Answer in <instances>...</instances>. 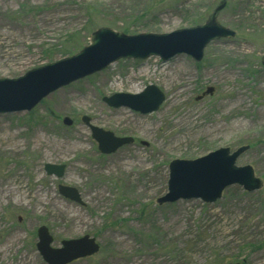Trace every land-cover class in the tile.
Segmentation results:
<instances>
[{"label": "rangeland", "instance_id": "obj_1", "mask_svg": "<svg viewBox=\"0 0 264 264\" xmlns=\"http://www.w3.org/2000/svg\"><path fill=\"white\" fill-rule=\"evenodd\" d=\"M221 3L215 19L235 35L210 43L200 62L120 59L30 112L0 114V264H46L36 249L41 226L53 248L96 239L99 252L71 264H264V0H0V80L73 56L98 29L169 34L204 25ZM147 86L164 96L155 112L102 101ZM83 117L132 143L100 154ZM245 146L236 165L254 170L258 191L234 185L211 204H157L171 161ZM45 164L63 165V177ZM60 185L83 204L61 196Z\"/></svg>", "mask_w": 264, "mask_h": 264}, {"label": "water", "instance_id": "obj_2", "mask_svg": "<svg viewBox=\"0 0 264 264\" xmlns=\"http://www.w3.org/2000/svg\"><path fill=\"white\" fill-rule=\"evenodd\" d=\"M224 7L225 3H221L204 25L169 34L126 36L109 29H98L90 35L89 44L73 56L33 69L18 79L0 80V114L30 112L58 89L98 73L120 59L159 57L166 62L175 56L186 55L200 62L204 49L210 43L231 39L235 35L215 19V15ZM260 62L264 67V56ZM212 91V88H208L202 97ZM102 101L112 108L126 107L140 114H148L158 110L164 96L155 86H147L139 94L117 93L104 97ZM82 122L89 128L100 154H113L133 141L128 137H115L111 132L92 126L87 117H83ZM63 124L70 126L71 120L64 118ZM247 149L245 146L231 152L228 148H220L195 160L171 161L168 165L167 193L156 200L157 204L178 200H200L211 204L222 197L226 188L234 185L248 193L258 191L261 183L254 170L250 166L236 165L237 159ZM44 171L60 179L65 167L45 164ZM58 192L72 202L83 204L75 188L60 185ZM36 236V249L46 264H71L96 255L100 249L96 239L88 235L62 241L59 248H53V239L45 226L37 229Z\"/></svg>", "mask_w": 264, "mask_h": 264}, {"label": "bare ground", "instance_id": "obj_3", "mask_svg": "<svg viewBox=\"0 0 264 264\" xmlns=\"http://www.w3.org/2000/svg\"><path fill=\"white\" fill-rule=\"evenodd\" d=\"M117 117L120 120H126L127 119V116L125 114H119ZM78 136L80 137L81 134L78 133ZM4 192L11 193V194H13V192H14V193L20 194V195H23L24 194L23 192H21L20 189H14V190L5 189Z\"/></svg>", "mask_w": 264, "mask_h": 264}, {"label": "trees", "instance_id": "obj_4", "mask_svg": "<svg viewBox=\"0 0 264 264\" xmlns=\"http://www.w3.org/2000/svg\"><path fill=\"white\" fill-rule=\"evenodd\" d=\"M37 9H39V8H37ZM37 9H36V11H39V10H37ZM148 9H150V8H147L145 11H148ZM145 11L143 12V15H144ZM70 53H71V52H69V51H62L63 56H67V55H69Z\"/></svg>", "mask_w": 264, "mask_h": 264}]
</instances>
